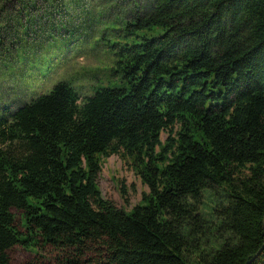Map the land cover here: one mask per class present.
<instances>
[{"label": "trees", "instance_id": "1", "mask_svg": "<svg viewBox=\"0 0 264 264\" xmlns=\"http://www.w3.org/2000/svg\"><path fill=\"white\" fill-rule=\"evenodd\" d=\"M74 35L111 61L90 94L0 97V264H264V0H0V75L32 87ZM112 154L148 187L129 210L97 184Z\"/></svg>", "mask_w": 264, "mask_h": 264}, {"label": "rangeland", "instance_id": "2", "mask_svg": "<svg viewBox=\"0 0 264 264\" xmlns=\"http://www.w3.org/2000/svg\"><path fill=\"white\" fill-rule=\"evenodd\" d=\"M88 16H85L87 19ZM77 35H80L79 33ZM77 35L66 39L69 44L66 48L44 49L49 51L45 54L48 57H56L55 70H52L44 79H36L32 87L20 85V87H9V80L0 75V97L7 94L10 101V108L17 107L32 96L41 92H47L53 82L57 80L69 81L81 96L92 92V86L96 78H103L106 73L103 66L111 63L109 57L92 44H82L83 41ZM82 36V35H80ZM103 48V46H100ZM11 89V90H9ZM165 134L162 133V138ZM101 170L97 177V184L102 195L111 200L117 207L129 210L136 205L148 192V187L144 185L140 178L133 172L130 164L120 158L119 155L112 154L102 158ZM211 201L205 198L202 212L207 215ZM15 225L19 232H24L20 225V212L11 209ZM64 256V251L56 249L50 245L38 246L37 248H25L22 244H16L8 250L10 264H58Z\"/></svg>", "mask_w": 264, "mask_h": 264}, {"label": "water", "instance_id": "3", "mask_svg": "<svg viewBox=\"0 0 264 264\" xmlns=\"http://www.w3.org/2000/svg\"><path fill=\"white\" fill-rule=\"evenodd\" d=\"M261 249H262V248H260V249L257 251L256 255L260 252Z\"/></svg>", "mask_w": 264, "mask_h": 264}]
</instances>
